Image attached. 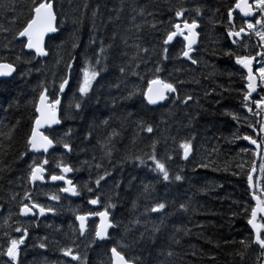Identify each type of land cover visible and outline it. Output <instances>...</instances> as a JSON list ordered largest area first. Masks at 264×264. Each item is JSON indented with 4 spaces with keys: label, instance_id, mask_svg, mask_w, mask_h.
<instances>
[{
    "label": "trees",
    "instance_id": "16d2710c",
    "mask_svg": "<svg viewBox=\"0 0 264 264\" xmlns=\"http://www.w3.org/2000/svg\"><path fill=\"white\" fill-rule=\"evenodd\" d=\"M41 2L0 0V62L16 68L0 81V264L11 263L15 242L19 264H111V248L133 264H261L248 226L255 156L243 142L237 65L245 48L224 39L234 0H52L57 33L37 57L17 36ZM184 22L199 24L188 59L180 37L165 45ZM88 70L96 74L82 92ZM154 79L174 93L150 106L144 94ZM45 91L61 97L47 155L28 144ZM44 160L48 176L71 168L80 199L30 184ZM27 199L46 216L21 218ZM90 202L111 216L107 241L96 240L92 222L79 234L75 217L91 212ZM68 251L78 261L65 259Z\"/></svg>",
    "mask_w": 264,
    "mask_h": 264
},
{
    "label": "water",
    "instance_id": "95a60500",
    "mask_svg": "<svg viewBox=\"0 0 264 264\" xmlns=\"http://www.w3.org/2000/svg\"><path fill=\"white\" fill-rule=\"evenodd\" d=\"M250 0H238L234 8L230 12V21H232V15L235 12L243 13L246 17H251L252 11L250 7ZM181 17L179 16V19ZM199 24L197 22L193 23H178L175 26V30L167 37L165 45H170L174 40L180 37L184 41L185 52L183 57L188 59L194 52V48L199 42ZM57 33L56 29V15L53 8L52 0H42V2L37 5L33 11L32 18L26 24V26L20 31L17 36L18 40H23L25 42V51L28 53H33L37 57H46L47 52L45 51L46 40ZM245 33L244 31L233 34L237 38ZM241 67L248 74L247 77V90L248 96H251L256 91L255 78L252 74L251 62L245 61L241 63ZM16 72L14 65L8 62H0V81L11 79ZM63 83L60 92L63 93L67 89L68 80ZM85 88H82V92ZM174 93V88L169 84L164 83L161 79H154L149 82L144 98L148 105L156 106L162 104L168 97L169 94ZM61 103V97H58L56 101H51L47 92H43L37 101L36 105V119L33 123L32 131L28 140L29 150L33 153H43L45 155L52 152L56 145L49 138L45 132L53 130L61 125L59 106ZM251 150L254 151L255 161L254 167L251 169L247 181L248 189L250 191V197L253 202V208L251 210L250 218L248 220V226L253 233V242L258 246L261 253L264 252V238H261L262 222H264V200H262L257 194H255V184L254 178L257 173L256 163L260 156L261 146L260 143L252 138L245 137L243 140ZM191 154V147H186L183 151V159L186 160ZM47 162L44 160L40 165L35 166L30 174V184L31 185H57L62 184L61 194L68 197L71 200L80 199V194L77 193V189L74 186L71 175L72 170L69 166L61 165L58 167L59 174L51 175L46 179ZM25 203L20 208V217L23 219L32 218L35 214L41 219L45 214L46 210L36 203H32L29 199L25 200ZM92 208H97V202H90ZM157 209H155L156 211ZM92 219H97V228L95 232L96 240L107 241L109 239V233L113 229V223L111 222V216L106 210H101L95 214H78L75 217L76 224L78 226V231L81 236L85 235L88 230V221ZM22 245L20 243L16 247V251ZM110 260L111 264H133L128 261L122 253H120L116 248L110 249ZM18 252L13 255V264H17ZM65 256L72 260H77L78 255H73L66 253ZM262 257L260 258L261 261Z\"/></svg>",
    "mask_w": 264,
    "mask_h": 264
},
{
    "label": "flooded vegetation",
    "instance_id": "af4514ba",
    "mask_svg": "<svg viewBox=\"0 0 264 264\" xmlns=\"http://www.w3.org/2000/svg\"><path fill=\"white\" fill-rule=\"evenodd\" d=\"M237 2L238 0H234L231 5V8L227 12V27L224 29V39L225 41L230 40L231 43H239L242 48H245L244 55L238 58L237 65L241 69L244 82V93L242 96V103L244 105V110L248 118L247 137H252L256 139L261 146V144L264 142V0H250L249 4L252 11L251 17H246L243 13L235 12L232 15V21H230V12ZM242 31H244L245 33H242L240 35V38H237L235 35H233ZM245 61L251 62L252 74L255 78L256 83V91L251 96H248L247 90L248 74L241 67V63ZM57 185L61 186V191L63 185ZM100 211L101 209H99V207H91V212H88L86 214H95ZM44 216H46V214ZM34 217L40 219L37 214H35ZM90 222H92L94 225L95 237L98 220H89L88 227ZM66 253L73 255H76V253H74L73 251L64 252L63 257L71 262L78 261V259L72 260L70 258H67L65 256ZM10 262V264H13V260ZM17 264H19L18 261Z\"/></svg>",
    "mask_w": 264,
    "mask_h": 264
},
{
    "label": "rangeland",
    "instance_id": "374dc122",
    "mask_svg": "<svg viewBox=\"0 0 264 264\" xmlns=\"http://www.w3.org/2000/svg\"><path fill=\"white\" fill-rule=\"evenodd\" d=\"M95 74L96 73L92 70H88L84 74V77L82 78V85L81 86L83 88H85V90H86V88L88 89L90 87V85L93 81V78L95 77ZM252 152L254 154V151H252ZM251 168H250V170H251ZM256 169H257V173H256V176L254 178V184H255V191L254 192L262 200H264V142L261 144V152H260L258 163L256 164ZM60 193H61V191H60ZM260 222L262 224V229H263L264 224L261 220H260ZM18 245H19V242H15L12 244L11 248L9 249V251L7 253V258L9 261H12L13 255L17 253V251L15 249ZM261 264H264V252H263Z\"/></svg>",
    "mask_w": 264,
    "mask_h": 264
},
{
    "label": "bare ground",
    "instance_id": "6f19581e",
    "mask_svg": "<svg viewBox=\"0 0 264 264\" xmlns=\"http://www.w3.org/2000/svg\"><path fill=\"white\" fill-rule=\"evenodd\" d=\"M10 80V79H9Z\"/></svg>",
    "mask_w": 264,
    "mask_h": 264
}]
</instances>
